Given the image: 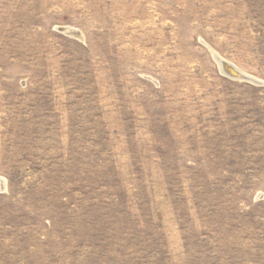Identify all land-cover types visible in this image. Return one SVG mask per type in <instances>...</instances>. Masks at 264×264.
<instances>
[{
  "label": "rangeland",
  "instance_id": "rangeland-1",
  "mask_svg": "<svg viewBox=\"0 0 264 264\" xmlns=\"http://www.w3.org/2000/svg\"><path fill=\"white\" fill-rule=\"evenodd\" d=\"M0 180V264H264V0H0Z\"/></svg>",
  "mask_w": 264,
  "mask_h": 264
},
{
  "label": "bare ground",
  "instance_id": "bare-ground-1",
  "mask_svg": "<svg viewBox=\"0 0 264 264\" xmlns=\"http://www.w3.org/2000/svg\"><path fill=\"white\" fill-rule=\"evenodd\" d=\"M224 63L227 64L226 67H227V69L230 71L231 74H233V75H240V76H242V77L244 76V77H246V79H248V80L257 81L256 78H254V77H252V76H250V75H248V74L242 72L241 70H239V69L236 68L235 66H233V65H231V64H229L228 62L223 61V60H220V68H221V70H222V65H223ZM234 78H235V77H234ZM239 79H240V78H239ZM4 186H5V182H4L3 180H0V190L4 189Z\"/></svg>",
  "mask_w": 264,
  "mask_h": 264
},
{
  "label": "water",
  "instance_id": "water-1",
  "mask_svg": "<svg viewBox=\"0 0 264 264\" xmlns=\"http://www.w3.org/2000/svg\"><path fill=\"white\" fill-rule=\"evenodd\" d=\"M227 64L226 63H224L223 65H222V71L225 73V74H227L228 76H230V77H235V78H240V79H242V80H248V79H246V77H242V76H240V75H233V74H231L230 73V71L227 69Z\"/></svg>",
  "mask_w": 264,
  "mask_h": 264
}]
</instances>
